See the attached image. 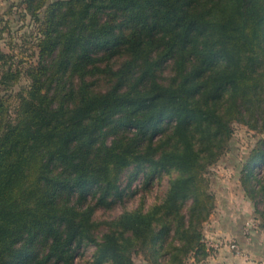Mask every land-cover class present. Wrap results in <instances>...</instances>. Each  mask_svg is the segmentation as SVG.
Here are the masks:
<instances>
[{
    "label": "trees",
    "instance_id": "trees-1",
    "mask_svg": "<svg viewBox=\"0 0 264 264\" xmlns=\"http://www.w3.org/2000/svg\"><path fill=\"white\" fill-rule=\"evenodd\" d=\"M22 5L34 50L14 68L0 49V84L29 80L17 105L0 95V264H76L86 245L91 264H204L209 167L234 123L264 132V0ZM145 168L164 194L97 217ZM240 181L264 226V139Z\"/></svg>",
    "mask_w": 264,
    "mask_h": 264
},
{
    "label": "rangeland",
    "instance_id": "rangeland-1",
    "mask_svg": "<svg viewBox=\"0 0 264 264\" xmlns=\"http://www.w3.org/2000/svg\"><path fill=\"white\" fill-rule=\"evenodd\" d=\"M36 33V23L26 13L24 5H22V0H0V49L12 55V61L15 64L14 68L21 66L22 59L26 60L30 58V54L34 50ZM28 83V78L21 76L20 80L9 88L0 84V95L7 96L11 104L17 105L18 99L16 92ZM263 139L264 132L251 129L243 123H234V133L228 149L220 159L209 167L207 176L216 199L215 207L210 217L203 224V233L210 253L213 250L215 251L210 246L211 242H219L221 245L222 243H228L229 246L232 242L238 243L235 238L229 240L227 237H208L205 229L212 224H220L222 219L219 216L222 215V212L230 213L241 210L239 207H243L240 201L243 196L249 202L250 208L253 210V214H255L252 217H244L241 220V222H244V228L245 226L247 227V222L254 223V226L247 229V232H250L252 228L259 227L261 224L262 218L256 213L253 202L246 196L245 190L241 185L240 170L242 164H244V160L249 156L258 141ZM260 168L259 166V170ZM147 169H143L139 176L132 182L131 195L126 196L124 201L119 202L113 209L97 210V217L114 218L126 208L140 206L141 202H144L145 208H148L161 197L168 188L169 176L164 174L162 178L155 176L154 179H149L145 175ZM127 180L128 176L124 174L122 180L123 186L126 185ZM259 207L261 210H264L263 204H259ZM235 215L237 216L236 213ZM94 250V245H86L80 248L76 257V264H91L90 261L93 259ZM135 260L137 264H148L141 255Z\"/></svg>",
    "mask_w": 264,
    "mask_h": 264
},
{
    "label": "crops",
    "instance_id": "crops-1",
    "mask_svg": "<svg viewBox=\"0 0 264 264\" xmlns=\"http://www.w3.org/2000/svg\"><path fill=\"white\" fill-rule=\"evenodd\" d=\"M240 201L241 206L243 204V207H239L241 210L230 213L222 212L219 216L222 219L221 223L206 227L205 232L208 237L212 238L227 237L229 240L235 238L243 253L237 254L228 243H222L219 249L209 254L204 264H264V226L252 228L250 232H247L248 228L246 226L244 228V222L241 220L255 214L244 196Z\"/></svg>",
    "mask_w": 264,
    "mask_h": 264
},
{
    "label": "built area",
    "instance_id": "built-area-1",
    "mask_svg": "<svg viewBox=\"0 0 264 264\" xmlns=\"http://www.w3.org/2000/svg\"><path fill=\"white\" fill-rule=\"evenodd\" d=\"M252 226H254V223L247 222V228L250 229ZM211 248L213 249H219L221 244L219 242H211L210 244ZM230 248L235 251L237 254L243 253L242 249L236 242L230 243Z\"/></svg>",
    "mask_w": 264,
    "mask_h": 264
}]
</instances>
